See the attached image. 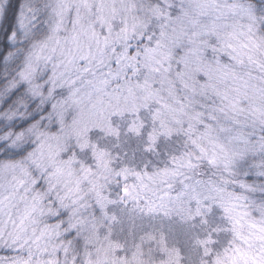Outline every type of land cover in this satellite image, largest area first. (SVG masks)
<instances>
[{
	"label": "snow or ice",
	"instance_id": "6c2138e0",
	"mask_svg": "<svg viewBox=\"0 0 264 264\" xmlns=\"http://www.w3.org/2000/svg\"><path fill=\"white\" fill-rule=\"evenodd\" d=\"M0 264H264V0H0Z\"/></svg>",
	"mask_w": 264,
	"mask_h": 264
}]
</instances>
